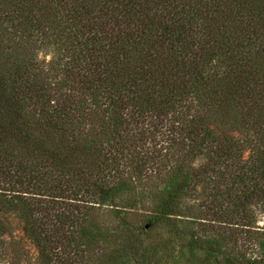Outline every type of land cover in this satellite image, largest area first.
Listing matches in <instances>:
<instances>
[{
    "label": "trees",
    "instance_id": "1",
    "mask_svg": "<svg viewBox=\"0 0 264 264\" xmlns=\"http://www.w3.org/2000/svg\"><path fill=\"white\" fill-rule=\"evenodd\" d=\"M263 217L264 0H0V262L264 264Z\"/></svg>",
    "mask_w": 264,
    "mask_h": 264
},
{
    "label": "rangeland",
    "instance_id": "2",
    "mask_svg": "<svg viewBox=\"0 0 264 264\" xmlns=\"http://www.w3.org/2000/svg\"><path fill=\"white\" fill-rule=\"evenodd\" d=\"M108 209H106V211H103V213H104V216H105V214L107 215V213L106 212H108L107 211ZM107 217H110V216H108L107 215ZM127 217L128 218H130L132 221H135L136 223H140V224H145V218H144V216H142V215H139V212H135V211H133V212H131V213H128V215H127ZM104 219V223L106 222V221H108L107 219H105V218H103ZM114 222L115 221H113L112 220V223L114 224ZM259 222V224H263V222H264V217H263V220H260V221H258ZM108 223H109V221H108ZM109 225H110V223H109ZM155 230V229H154ZM154 230L152 231V232H154ZM158 230V229H157ZM158 231H162V228H160ZM16 233H20V232H18L17 230H16ZM0 264H6V263H4V262H0ZM175 264H192L191 262H188V261H186L184 258H180V259H178V261L177 262H175ZM212 264H215V263H212Z\"/></svg>",
    "mask_w": 264,
    "mask_h": 264
}]
</instances>
